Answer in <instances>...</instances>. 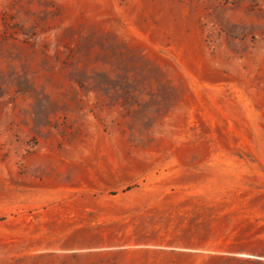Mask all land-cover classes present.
Masks as SVG:
<instances>
[{
	"label": "rangeland",
	"instance_id": "obj_1",
	"mask_svg": "<svg viewBox=\"0 0 264 264\" xmlns=\"http://www.w3.org/2000/svg\"><path fill=\"white\" fill-rule=\"evenodd\" d=\"M0 264H264V0H0Z\"/></svg>",
	"mask_w": 264,
	"mask_h": 264
}]
</instances>
